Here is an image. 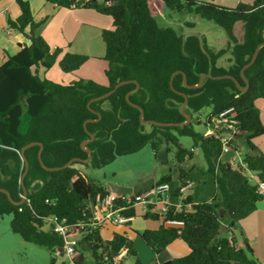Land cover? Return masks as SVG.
<instances>
[{"label": "trees", "instance_id": "obj_1", "mask_svg": "<svg viewBox=\"0 0 264 264\" xmlns=\"http://www.w3.org/2000/svg\"><path fill=\"white\" fill-rule=\"evenodd\" d=\"M44 1L69 10L92 9L112 19L113 28L102 31L108 85L85 79L61 84L41 78V70L48 71L56 65L63 73L73 74L90 57L65 53L61 48L53 49L42 35L37 34L47 19L36 21L30 3L16 0L21 14L17 18L9 17V28L26 35L31 44L20 43L19 52L9 56L0 66V187L9 190L15 201L22 199L20 178L25 165L21 151L33 142L44 144L42 159L48 167H62L74 158L86 160L88 153L81 144L91 139L84 125L87 120H93L87 124V130L95 140L86 147L92 151L89 164L95 169L109 165L118 157L138 153L147 145L157 151L164 143L167 151H174L178 183L182 185L186 180H192L182 164L192 160L194 150L198 149L206 163L203 171L213 177L216 185L213 200L194 203L191 210L183 208L175 214L172 211L168 215L147 212L143 217L159 225L138 235L156 255L178 239L189 247V255L161 264H262L255 258L243 232L240 230L239 238L236 231L237 223L255 213L258 203L263 201L257 187L258 183H264V152L254 141L264 136L262 113L257 106L258 100H264V47L256 62L245 71L249 81L246 92H242L232 79L208 78L201 88L188 89L183 75L177 74L173 81L177 92L170 82L175 72L182 71L189 85L198 84L201 75L210 73L233 76L246 87L241 70L250 62L257 47L264 43V0L240 3L233 8L201 0H163L169 9L188 10L226 31L228 46L217 52L203 38L206 53L198 36L193 34L185 36L184 53L183 35L159 25L149 0ZM237 23H243L240 37L235 34ZM228 53L230 58L226 66L220 60ZM132 80L138 81L141 87L130 95V100L144 109L146 120L184 122L181 107L185 98L179 93L188 96L186 112L191 118L206 107L212 109L210 116L232 108L239 122L237 139L251 149V153L244 156V166L233 168L223 162L222 142L213 135L197 131L193 118L189 125L180 127L143 125L140 110L126 99L136 88L135 83L123 85L107 99L91 104V108L101 114V119L88 107L92 99L106 94L119 82ZM105 103H108L107 108ZM181 137L192 139L193 147H184ZM235 141L232 144L238 149ZM39 150V146H33L26 151L30 164L25 178L26 202L16 206L0 192V218L13 215L11 229L26 242L46 247L53 253L56 248L63 252L64 238L46 226V219L58 216L69 224L88 222L89 200L99 194L105 196L108 191L77 169L76 165H86L83 162H73L59 171L45 170L39 160ZM172 182V176L167 174L156 184ZM189 202H193L192 196L185 201L186 204ZM124 213L137 216L134 208ZM167 217H174L184 224L166 226ZM107 227L98 230L88 226L72 228L70 239L76 242V252L79 255L81 251L89 252L93 264H113L114 257L127 249L126 256L134 258L135 264H143L127 233H115L110 240L103 238L101 232ZM223 229L231 236H221Z\"/></svg>", "mask_w": 264, "mask_h": 264}, {"label": "rangeland", "instance_id": "obj_2", "mask_svg": "<svg viewBox=\"0 0 264 264\" xmlns=\"http://www.w3.org/2000/svg\"><path fill=\"white\" fill-rule=\"evenodd\" d=\"M152 13L157 19V22L161 27L172 28L177 31L178 34L187 36L190 33H195L205 38L209 47L214 51H219L220 49L227 48L229 37L226 31L215 22L202 18L201 16L191 13L188 10L175 11L169 9L163 0H149ZM205 2H213L221 6L226 7H236L237 3L241 0H201ZM235 34L237 37L243 34V23H237L235 26ZM230 58L228 53L226 56L222 57L220 62L221 64L228 65L227 61ZM262 112L264 113V101H261L259 104ZM104 107H108V103L104 104ZM212 109L206 107L200 112L192 114L193 125L195 129L199 132H205L207 130V118L210 116ZM260 140L261 149L264 151V136L258 138ZM257 139V140H258ZM181 144L190 149L193 147L192 139L188 137H181ZM241 139L235 141V147L240 149L242 145ZM237 149V150H238ZM238 155L236 156V163L244 162V156L251 153V150L247 147L244 149L238 150ZM235 154V151L232 150L230 154ZM227 156V154H223ZM174 151H167L166 145L163 143L159 146V149L155 151L152 146L147 145L141 151L135 154L126 155L118 157L114 162L109 165L101 168L95 169L89 163L86 165L79 164L76 165L77 169L87 174L91 179H93L97 184L102 185L108 189L111 193H123L119 192L120 190H129L130 192L126 193H139L136 192L141 185H147L155 177L159 176L160 171L162 170L163 165H169L172 167L171 162H174ZM225 159V158H224ZM187 162L185 165L189 169L194 168L195 180V193L198 194L196 197L197 201H207L213 200L216 194V185H214L213 177L204 173L203 169L205 167L204 156L201 151L191 162L189 166ZM206 176L203 178L202 174ZM264 211V199L258 203L257 210ZM140 208L137 209V215L140 214ZM140 216V215H138ZM256 215L252 214L248 218L252 222L250 225L246 221L241 220L237 223L238 230L236 235L240 238V230L242 231V226L244 227V232L249 238L252 237L255 227L254 219ZM13 220V215H5L0 218V264H51L52 260L55 261V264H63L65 258L55 255L48 248L39 246L34 243L26 242L19 234H16L11 229V223ZM148 224H153L157 226L156 223L150 222ZM260 222H258L259 226ZM128 226H110L108 231L104 230L102 236L104 239H111L112 232L116 231L117 233H124L129 231ZM255 233L259 235V228L256 229ZM221 236L227 237L231 236L230 232L223 229L221 231ZM264 239V235H263ZM135 247L137 249L138 255L143 264H149L154 261V264H157L156 261H163L164 255H155L152 251L144 244V242L138 238L134 237ZM256 252L264 257V247L260 245ZM81 259L85 264H93L91 259V254L89 252L81 251ZM184 257V256H181ZM122 264H135L134 258L130 256H125Z\"/></svg>", "mask_w": 264, "mask_h": 264}, {"label": "crops", "instance_id": "obj_3", "mask_svg": "<svg viewBox=\"0 0 264 264\" xmlns=\"http://www.w3.org/2000/svg\"><path fill=\"white\" fill-rule=\"evenodd\" d=\"M25 1H28L30 3L32 13L36 21L47 19V22L37 30V34L42 35L53 49L61 48L63 49V52L65 53L70 52V53H76V54H83V55H87L90 57L87 63H85V65H83L78 71H76L73 74L63 73L59 69L58 65H56L51 70H48V71L41 70L40 71L41 78H47L53 82L61 83V84L70 83V82H73L79 79H85V80H91L101 85L107 86L108 79H107L105 72H106V69L108 68V62L103 59L105 56V52H106V46L102 39V31L104 29L113 28L112 19L110 17L101 15L92 9L69 10V9L60 8L44 0H25ZM253 1L254 0H241L239 3H237V5L240 3L251 4L253 3ZM230 8H233V7H230ZM20 14H21V11L17 5L16 0H0V66L8 60L9 56H14L15 54L19 52L20 43L27 44V45L31 44V41L26 37V35L22 33H17L13 31L11 28H9V25H8L9 17L17 18L20 16ZM27 31L29 32V29H27ZM261 101H264V100L257 101V106L259 108H260L259 104ZM261 113H262V120L264 122V113L262 112V110H261ZM237 140H239V138L236 139V141ZM254 143L259 149H261V144H260L259 139L258 140L256 139ZM244 148L245 147L242 144L240 149H244ZM238 150L234 148V151H235L234 155L233 153L230 154L231 152L227 153V156L225 157H223L224 155H222L221 160L223 162L230 163L231 161L236 159V156L238 155V152H239ZM194 152H195L194 153L195 155L193 159L196 158V156L199 153V150L195 149ZM193 159L185 161L182 164V167L190 174L191 179L194 183V187H195L196 176H194V172H195L194 168L189 169V167L185 165L187 162H190V164L188 163V165L190 166ZM169 163L172 164L171 165L172 167H170L169 165H166V166L163 165L162 170L159 173V176L155 177L147 185H141L140 188H138L136 192H146L150 190L161 177L167 174H170L172 176V180H173L172 185L174 187H177L179 185L178 183L179 172H178V169L176 168L177 165L175 163V160L174 162L170 161ZM202 175H203V178L206 176L204 173ZM214 185H215V182H214ZM194 187H193V192L191 193V196L193 197V202L195 204L201 203V202H211V199L207 201H200V200L197 201L198 199L196 200V197L198 196V194L195 193ZM106 190L108 191V193H111L108 189ZM119 192H123V193H117L116 195L135 194V193H126V192H130L128 189L125 191L120 190ZM140 210H141L140 212H142L141 208ZM253 214L256 215L253 225L255 227V231L257 228H259V235L255 233L254 231L252 237L249 238L247 234H245L244 232V228H245L244 226L246 224L242 226V232H243L244 237L248 239L251 247L253 248L255 258H257L262 264H264V257H262L256 252V249L260 245H263L264 247V239H263L264 211L260 209V210H257ZM138 215L135 217L133 222L130 224V227H129L130 230L122 233V234L127 233L133 241H134L135 236L141 239L138 233H142L143 231L147 229H156L159 225V223H156V222L154 223H156L157 226H154L153 224H148L149 221L150 222H153V221L145 219L142 213ZM248 219L250 218H246L244 219V221L247 220L246 223H249L251 225L252 222H249L251 220H248ZM258 222H260L259 226H258ZM109 227L110 226H108L104 230L108 231ZM115 233L117 232L116 231L112 232V237ZM189 253H190L189 247L182 240L178 239L175 242H173L171 245H169L165 251L159 254L162 256L164 255V259L163 261L158 260L156 261V263L161 264L166 261L179 258L181 256H187L189 255ZM149 264H154V261H152V263H149Z\"/></svg>", "mask_w": 264, "mask_h": 264}, {"label": "built area", "instance_id": "obj_4", "mask_svg": "<svg viewBox=\"0 0 264 264\" xmlns=\"http://www.w3.org/2000/svg\"><path fill=\"white\" fill-rule=\"evenodd\" d=\"M239 134V122L236 119L234 110L227 109L217 115L207 118V130L205 135H213L222 142V155L234 150L232 141L237 139ZM229 164L233 168L244 166V162L236 164L233 160ZM252 176V175H251ZM194 183L192 180L178 187L170 183L155 184L146 192H139L133 195H116L108 193L107 195H98L95 199L89 200L91 205L90 217L88 222L69 224L66 219H60L58 216H50L46 219L47 227H50L54 233L64 238L65 247L63 252L55 249V255L65 258L63 264H85L80 255L76 252V242L70 239L72 228L78 226L85 229L87 226L94 230L102 229L106 226H126L130 225L135 216L127 215L124 212L132 208L142 209V215L147 212H157L160 215H168L191 210L194 202L185 203L193 192ZM257 192L264 199V183H258ZM137 212V211H136ZM184 222L174 217L165 219L166 226H183ZM127 249H123L113 259V264H122ZM107 260V258H106Z\"/></svg>", "mask_w": 264, "mask_h": 264}, {"label": "water", "instance_id": "obj_5", "mask_svg": "<svg viewBox=\"0 0 264 264\" xmlns=\"http://www.w3.org/2000/svg\"><path fill=\"white\" fill-rule=\"evenodd\" d=\"M190 34H193V35L198 36V38H199V40H200L201 48H202V50L206 53V49H205V47H204V40H203V38H202L201 36H199L198 34H195V33H190ZM263 47H264V43L260 44V45L257 47V49L255 50V52H254V54H253L252 59L250 60V62H249L248 64H246V65L243 67V69L241 70V75H242V78L244 79V81L246 82V87H242L241 84L239 83V81H238L236 78H234L233 76H230V75L214 76V75H212V74H210V73H206V74L201 75L198 84H196V85H189V84L187 83V76H186V74H185L184 72H182V71L175 72V73L172 75V77H171V82H170V83H171V87H172V89H173L175 92H177V91L175 90L174 86H173V81H174V78H175V76H176L177 74H182V75H183V80H184V85H185V87L188 88V89H198V88H201V87L203 86L204 81H205L206 79H208V78H209V79H214V80L232 79V80L236 83V85L238 86V88H239L242 92H246V91L248 90V88H249V81H248V79H247V77H246V75H245V71H246L248 68H250V67L256 62V60H257V58H258V55H259V53H260V50H261V48H263ZM183 52L186 53V50H185V36L183 37ZM129 83H135V84H136V88H135L134 90L130 91V92L127 94L126 99H127L128 103H129L131 106H133V107H135V108H137V109L140 110V120H141V123H142L143 125H150V124H152V125H156V126H159V127H173V126H178V127H180V126L189 125V124L192 122V118H191L190 114L186 112V108H187V105H188V102H189L188 96H187L186 94H184V93H179V92H178V93L181 94V95H183L184 98H185V102H184L183 106L181 107V114H182L183 117L185 118V121H184V122H181V123H164V122H158V121H155V120H146V119L144 118V117H145L144 109H143L141 106L134 104V103L130 100V95L133 94V93H135V92H137V91H139V90H140V87H141V86H140V83H139L138 81H135V80L119 82V83H118V84H117L112 90H110V91L107 92L106 94H104V95H102V96H99V97H96V98L92 99V100L88 103V107L90 108V110H91L92 112L97 113L95 110H93V109L91 108V104H92L93 102H97V101H101V100L107 99V98L110 97L112 94H114L118 88H120V87L123 86V85L129 84ZM97 114L99 115V119H101V114H100V113H97ZM91 121H93V120H87V121L85 122V124H84V125H85V128H86V131H87V132L90 134V136H91V139H90V140H85V141L82 142V144H81L82 149L88 153V158H87L86 160H83V159H80V158H74V159L70 160L69 162H67V163H66L64 166H62V167H48V166H46V165L44 164L43 159H42V151H43V149H44V144L41 143V142H33V143H30V144L26 145V146L22 149V151H21V158H22V160H23V162H24V165H25V171H24V173L22 174V176H21V178H20V184H21V186H22V188H23V196H22V199H21L19 202L15 201V200L13 199L12 195H11V192H10L9 190L5 189V188H1V187H0V192L5 193V194L8 196L10 202L13 203V204L16 205V206L22 205V204H24V203L26 202V198H27V196H28V189H27V187H26V185H25V178H26V176H27V174H28V172H29V169H30V164H29V161H28L27 156H26V151H27V149H29V148H31V147H33V146H39V147H40V150H39V160H40V163H41L42 167H43L45 170H47V171H59V170H62V169H66V168L70 167L71 164H72L73 162H76V161H78V162H83V163H85V164L90 163L91 158H92V151H91L90 149H88L86 146H87L90 142H93V141L95 140V136H94L93 134H91V133L87 130V124H88L89 122H91ZM94 121H98V120H94ZM228 216L230 217V214H229V213H228Z\"/></svg>", "mask_w": 264, "mask_h": 264}]
</instances>
